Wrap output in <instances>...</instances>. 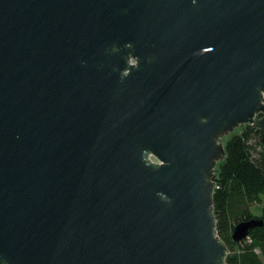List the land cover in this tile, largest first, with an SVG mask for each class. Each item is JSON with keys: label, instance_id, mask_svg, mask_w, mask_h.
I'll return each instance as SVG.
<instances>
[{"label": "water", "instance_id": "1", "mask_svg": "<svg viewBox=\"0 0 264 264\" xmlns=\"http://www.w3.org/2000/svg\"><path fill=\"white\" fill-rule=\"evenodd\" d=\"M245 124L264 0H0V264H227L213 193Z\"/></svg>", "mask_w": 264, "mask_h": 264}, {"label": "trees", "instance_id": "2", "mask_svg": "<svg viewBox=\"0 0 264 264\" xmlns=\"http://www.w3.org/2000/svg\"><path fill=\"white\" fill-rule=\"evenodd\" d=\"M226 155L217 165L213 210L218 235L227 246V264H264V136L245 124L224 139ZM260 220L234 240L237 223Z\"/></svg>", "mask_w": 264, "mask_h": 264}, {"label": "clouds", "instance_id": "3", "mask_svg": "<svg viewBox=\"0 0 264 264\" xmlns=\"http://www.w3.org/2000/svg\"><path fill=\"white\" fill-rule=\"evenodd\" d=\"M129 63L133 66H137V62L135 60H130ZM128 74H130L128 69H125L124 72L122 73V75H124V76H126ZM142 159H143V157H142ZM150 159H151L152 163L157 165V166H163L164 165V162L160 159H156L154 157H150ZM146 166H147V164H146Z\"/></svg>", "mask_w": 264, "mask_h": 264}, {"label": "rangeland", "instance_id": "4", "mask_svg": "<svg viewBox=\"0 0 264 264\" xmlns=\"http://www.w3.org/2000/svg\"><path fill=\"white\" fill-rule=\"evenodd\" d=\"M240 127H241V126H240ZM240 127H237L233 132L239 131V128H240ZM233 132L229 133L227 136H229V135L232 134ZM227 136H226V137H227ZM226 137H224V139H225Z\"/></svg>", "mask_w": 264, "mask_h": 264}]
</instances>
